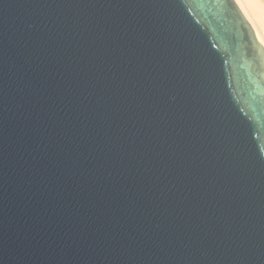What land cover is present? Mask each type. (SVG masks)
<instances>
[{"label":"water","instance_id":"1","mask_svg":"<svg viewBox=\"0 0 264 264\" xmlns=\"http://www.w3.org/2000/svg\"><path fill=\"white\" fill-rule=\"evenodd\" d=\"M0 264H264L235 0H0Z\"/></svg>","mask_w":264,"mask_h":264},{"label":"bare ground","instance_id":"2","mask_svg":"<svg viewBox=\"0 0 264 264\" xmlns=\"http://www.w3.org/2000/svg\"><path fill=\"white\" fill-rule=\"evenodd\" d=\"M264 45V0H235Z\"/></svg>","mask_w":264,"mask_h":264}]
</instances>
